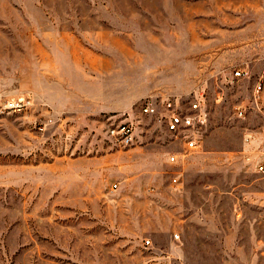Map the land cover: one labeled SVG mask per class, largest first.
<instances>
[{
  "label": "rangeland",
  "instance_id": "rangeland-1",
  "mask_svg": "<svg viewBox=\"0 0 264 264\" xmlns=\"http://www.w3.org/2000/svg\"><path fill=\"white\" fill-rule=\"evenodd\" d=\"M199 87L188 150L142 105ZM263 114L264 0H0V264H264Z\"/></svg>",
  "mask_w": 264,
  "mask_h": 264
},
{
  "label": "built area",
  "instance_id": "built-area-1",
  "mask_svg": "<svg viewBox=\"0 0 264 264\" xmlns=\"http://www.w3.org/2000/svg\"><path fill=\"white\" fill-rule=\"evenodd\" d=\"M248 76V71L244 69H236L232 72V81L243 79ZM262 85L260 81L257 83L254 94L253 102L251 105L240 104L235 106V114L240 119H246L250 110L262 113L263 108L260 107L261 103ZM207 88L199 87L198 91L190 94L188 99L179 97H168L162 101L148 99L142 105V111L147 115L162 114L163 120L166 122V128L169 133L173 135H180L186 138L185 144L188 150H194L198 147L197 141L194 139V134L204 130L209 122V114L207 111ZM186 101V104L184 103ZM225 101V92L221 89L216 93L214 102L220 104ZM29 100L12 101L8 103L10 109H21L30 105ZM162 109V112L160 111ZM264 115V114H263ZM262 135H264V123L261 126ZM116 131H112L115 134ZM201 133V132H200ZM192 135V136H191ZM117 141L124 146L134 144V137L130 127H122L117 135ZM248 142V155L249 162L254 164L255 172L264 175V137L257 139L250 136ZM170 164H177L179 162L177 155L169 157ZM177 183V179H174ZM115 188L117 185L114 186ZM145 245L150 246L151 241L145 240Z\"/></svg>",
  "mask_w": 264,
  "mask_h": 264
}]
</instances>
